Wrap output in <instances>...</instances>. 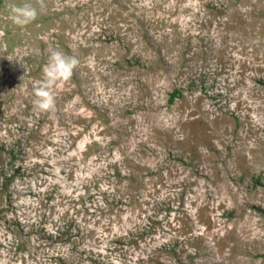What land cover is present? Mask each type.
<instances>
[{
  "label": "rangeland",
  "instance_id": "obj_1",
  "mask_svg": "<svg viewBox=\"0 0 264 264\" xmlns=\"http://www.w3.org/2000/svg\"><path fill=\"white\" fill-rule=\"evenodd\" d=\"M0 0V261L264 264V0ZM34 2V0H31ZM79 65L33 106L50 50Z\"/></svg>",
  "mask_w": 264,
  "mask_h": 264
},
{
  "label": "clouds",
  "instance_id": "obj_2",
  "mask_svg": "<svg viewBox=\"0 0 264 264\" xmlns=\"http://www.w3.org/2000/svg\"><path fill=\"white\" fill-rule=\"evenodd\" d=\"M9 19L18 27L24 28L38 19V16L46 12L45 0H25L20 4L8 6ZM79 60L74 55H68L60 50H50L46 64L42 68V78L33 88L35 109L42 113H54L57 108L56 90L68 82L74 75L79 65ZM0 264H4L0 261Z\"/></svg>",
  "mask_w": 264,
  "mask_h": 264
}]
</instances>
